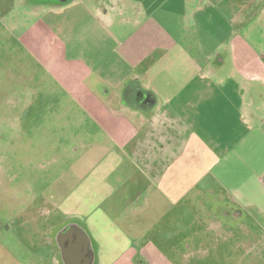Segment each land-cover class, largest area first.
<instances>
[{"label":"crops","instance_id":"obj_1","mask_svg":"<svg viewBox=\"0 0 264 264\" xmlns=\"http://www.w3.org/2000/svg\"><path fill=\"white\" fill-rule=\"evenodd\" d=\"M30 14L24 35L46 68L66 69L100 140L40 189V235L14 238L0 221V264H154L162 219L203 179L188 184L191 163L204 174L238 160L264 188V0H0V18ZM82 17L100 60L66 57L61 36ZM112 37L113 78L95 71ZM176 62L180 81L162 75Z\"/></svg>","mask_w":264,"mask_h":264},{"label":"rangeland","instance_id":"obj_2","mask_svg":"<svg viewBox=\"0 0 264 264\" xmlns=\"http://www.w3.org/2000/svg\"><path fill=\"white\" fill-rule=\"evenodd\" d=\"M36 16L0 18V221L12 222L14 238L40 235V189L82 159L90 149L86 146L100 140L91 115L66 93V69L46 68L24 35ZM88 22L78 19L71 34L61 36L66 57L91 55L100 60ZM65 32L70 33L68 24ZM106 45L105 66L95 71L113 78L123 70L115 68L112 50L118 42L112 37ZM178 66L173 63L162 75L168 72L167 77L180 81ZM235 162L233 168L227 165L231 172L205 162L204 174L192 171L191 163L188 184L203 179L162 219L157 243L150 248L154 264H264V188ZM228 201L237 211L225 213L223 202ZM185 243L189 246L182 249L188 252L184 256L179 252Z\"/></svg>","mask_w":264,"mask_h":264},{"label":"flooded vegetation","instance_id":"obj_3","mask_svg":"<svg viewBox=\"0 0 264 264\" xmlns=\"http://www.w3.org/2000/svg\"><path fill=\"white\" fill-rule=\"evenodd\" d=\"M124 98L129 103H135L140 101V97L142 96V93L137 90H132L131 87H128L124 91ZM232 212V211H230ZM230 212L228 214H230Z\"/></svg>","mask_w":264,"mask_h":264}]
</instances>
